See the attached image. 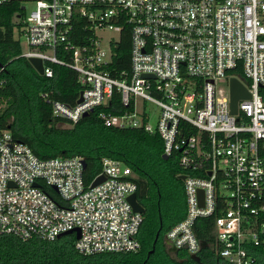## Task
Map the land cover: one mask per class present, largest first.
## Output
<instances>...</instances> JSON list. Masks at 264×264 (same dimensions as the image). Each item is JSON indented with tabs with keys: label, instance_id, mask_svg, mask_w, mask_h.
<instances>
[{
	"label": "built area",
	"instance_id": "1",
	"mask_svg": "<svg viewBox=\"0 0 264 264\" xmlns=\"http://www.w3.org/2000/svg\"><path fill=\"white\" fill-rule=\"evenodd\" d=\"M24 9L22 54L41 57L47 76L55 63L74 68L82 85L75 104L54 100V113L77 121L118 91L132 108L102 111L106 124L157 131L164 152L179 153L186 213L166 239L199 253L196 223L211 218L210 245L223 264H260L264 0H36L30 14ZM123 29L130 33L131 69L117 77L109 66ZM233 77L250 93L238 99L237 112ZM220 79L229 93L217 90ZM149 100L161 107L156 127ZM85 169L81 155L41 157L0 126V233L52 240L73 230L76 248L86 254L139 250L144 213L128 199L138 189L132 167L105 157L89 182ZM99 175L105 179L92 186Z\"/></svg>",
	"mask_w": 264,
	"mask_h": 264
},
{
	"label": "trees",
	"instance_id": "2",
	"mask_svg": "<svg viewBox=\"0 0 264 264\" xmlns=\"http://www.w3.org/2000/svg\"><path fill=\"white\" fill-rule=\"evenodd\" d=\"M22 6L20 0L0 4V126L10 127L16 138L41 157L81 155L87 164V182L102 170L105 157L122 160L134 171L136 193L146 211L139 232L142 246L137 251L86 254L76 248L74 233L52 240H23L0 233V264H223L210 245L214 240L211 218H200L196 223L198 236L209 242L199 251L201 261L184 248L169 249L166 232L186 213L180 156H163L164 140L157 131L106 124L102 111L121 114L132 108L123 103L120 92L115 91L108 102L95 106L77 121L54 113L53 101L75 104L82 85L74 68L55 63L54 74L47 76L22 54L21 40L15 36V30L20 35L22 28ZM130 40L129 30L123 29L113 45L115 53L109 69L117 77H122L123 69H131ZM152 248L154 251L148 254ZM261 253L260 264H264L263 249Z\"/></svg>",
	"mask_w": 264,
	"mask_h": 264
},
{
	"label": "water",
	"instance_id": "3",
	"mask_svg": "<svg viewBox=\"0 0 264 264\" xmlns=\"http://www.w3.org/2000/svg\"><path fill=\"white\" fill-rule=\"evenodd\" d=\"M23 8H25V5L22 6ZM29 60L32 62V64L35 66V68L38 70L39 73L43 74L44 73V62L43 59L41 57H37V56H30L28 57ZM144 76H153L151 73H144ZM247 96H250V93L248 91V89L246 88V86L236 77H233L231 79V97H232V110L233 112H237L238 110V99L239 98H245ZM82 100V96L79 98V101ZM88 114V111H86L84 113V115ZM163 156L165 158H168L169 155L164 152ZM86 161L84 160V166L86 167ZM180 178L184 179L185 178V174H180L179 175ZM105 179V175H99L92 183V186L98 184L99 182H101L102 180ZM128 199L130 200V202L132 203L134 209L136 211H140V212H145L146 211V207L140 202V200L138 199L137 193L133 192L129 195ZM77 230V237L80 236V229L76 228ZM73 230H68L63 232L62 234H66V233H71ZM60 234V235H62ZM59 235V236H60ZM159 236V232L157 233L156 239L157 240ZM168 245L170 246V250L171 251H177L178 248L170 243V240L166 239ZM207 246V241L206 240H202V247H206ZM154 251V248H152L148 254H150L151 252ZM192 257L195 258L198 261H201V256L199 255V253H192ZM204 264H208V263H204Z\"/></svg>",
	"mask_w": 264,
	"mask_h": 264
},
{
	"label": "rangeland",
	"instance_id": "4",
	"mask_svg": "<svg viewBox=\"0 0 264 264\" xmlns=\"http://www.w3.org/2000/svg\"><path fill=\"white\" fill-rule=\"evenodd\" d=\"M22 2H24V4L26 5V13L30 14L31 10L35 7L36 0H22ZM15 36L20 38L23 50L27 49L28 46H27L26 39L24 36L19 35L18 29L15 30ZM216 85H217L218 91L229 93V84L226 81L222 79L217 80ZM5 104H6L5 102L2 103L1 107H4ZM145 105L147 107V111L150 114L149 121L154 127H156L158 123L159 115L161 112V107L157 103L150 101V100L147 101Z\"/></svg>",
	"mask_w": 264,
	"mask_h": 264
}]
</instances>
